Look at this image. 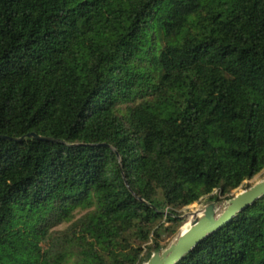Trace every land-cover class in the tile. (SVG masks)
Returning <instances> with one entry per match:
<instances>
[{"label":"trees","instance_id":"trees-1","mask_svg":"<svg viewBox=\"0 0 264 264\" xmlns=\"http://www.w3.org/2000/svg\"><path fill=\"white\" fill-rule=\"evenodd\" d=\"M263 169L264 0H0V264H145ZM178 264H264V197Z\"/></svg>","mask_w":264,"mask_h":264},{"label":"water","instance_id":"water-1","mask_svg":"<svg viewBox=\"0 0 264 264\" xmlns=\"http://www.w3.org/2000/svg\"><path fill=\"white\" fill-rule=\"evenodd\" d=\"M262 197H264V179L256 182L230 199L221 214L217 213V203L212 201L201 216H196V212L180 215V219L196 216L192 227L188 231L181 233L164 250L154 252L146 264H178L210 234L223 227L243 209Z\"/></svg>","mask_w":264,"mask_h":264},{"label":"rangeland","instance_id":"rangeland-1","mask_svg":"<svg viewBox=\"0 0 264 264\" xmlns=\"http://www.w3.org/2000/svg\"><path fill=\"white\" fill-rule=\"evenodd\" d=\"M262 179H264V169L259 174H257L254 178H252L251 180H247L240 188L236 189L233 192V194L237 195L241 191L245 190L248 186H252L253 184H255L256 182H258ZM211 202H212L211 199L206 197V198L202 199L200 202H196V203L182 209L181 215H186L188 213L195 212L197 209H199L201 207L208 206ZM215 202L217 203V213L221 214L224 211L225 207L227 206L229 200H224L221 202L215 201ZM181 220H182V225L179 228L177 227V225H174L170 222H164L165 227H167V228L164 232L161 233V237H160V244L163 247L162 250H164L171 243H173L181 234L182 228L185 226L186 222L188 221V218L181 219ZM67 225H68L67 223H63L59 227H66ZM174 228L177 229L176 233L172 231V229H174ZM150 245H154V243L152 241H150Z\"/></svg>","mask_w":264,"mask_h":264},{"label":"bare ground","instance_id":"bare-ground-1","mask_svg":"<svg viewBox=\"0 0 264 264\" xmlns=\"http://www.w3.org/2000/svg\"><path fill=\"white\" fill-rule=\"evenodd\" d=\"M207 207H208V206H206V207H201V208L197 209V210L195 211V212L197 213L196 216H201V215H203V213H204V211L207 209ZM196 216H190V217L188 218V221L186 222L185 226L182 228V232H181V233H184V232L188 231V230L192 227V225H193V223H194V221H195V219H196Z\"/></svg>","mask_w":264,"mask_h":264}]
</instances>
